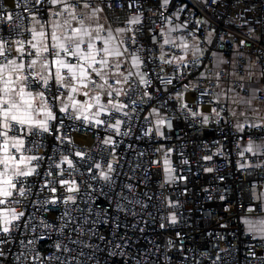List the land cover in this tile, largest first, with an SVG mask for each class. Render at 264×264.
I'll return each instance as SVG.
<instances>
[{
	"label": "built area",
	"instance_id": "2783aa9c",
	"mask_svg": "<svg viewBox=\"0 0 264 264\" xmlns=\"http://www.w3.org/2000/svg\"><path fill=\"white\" fill-rule=\"evenodd\" d=\"M129 2L92 0L104 8L112 29H125L120 41L125 56L141 61L123 87L129 95L109 98L129 107L117 113L109 106L111 115L102 112L85 121L74 118L71 109L60 111L67 88L58 89L51 80L44 87L27 67L33 19L22 0H0V16H13L0 23V38L7 41L0 65L13 58L24 63L20 72L29 77L22 79L24 89L43 92L56 117L48 121L49 133L26 135L27 126L20 125L19 132L10 133L24 139L18 156L40 159L28 165L36 167L32 176L20 178L18 188L25 194L16 191L13 197L19 203L0 205L24 213L8 234L0 233L5 240L0 264H264V239L245 221L248 216L264 219L259 202L264 166L255 167L264 165V155L244 152L249 139L264 141V127L247 124L240 130L228 99L234 91L248 94L256 73V97L264 104V0H169L163 7L162 0H136L131 8ZM48 7L29 4L44 27ZM134 16L139 24L128 23ZM164 39L175 44H163ZM181 41L191 52L183 59ZM21 43L24 52L16 56L12 45ZM196 48L203 54L194 56ZM137 73L149 83H141ZM109 83L115 86L114 79ZM189 109L200 115L193 117ZM161 117L165 124L158 126ZM97 119L105 123L97 125ZM117 119L122 121L119 134L108 126ZM255 124H264V116ZM109 137L114 143L104 145ZM208 156L211 160L204 159ZM64 157L72 160L71 167ZM165 158L170 175L162 163H154ZM109 163L113 171L105 181L100 172H107ZM64 180L75 181L78 191H67L71 185L62 186ZM69 196L75 202L66 203ZM173 215L176 223L170 222Z\"/></svg>",
	"mask_w": 264,
	"mask_h": 264
},
{
	"label": "snow or ice",
	"instance_id": "6c2138e0",
	"mask_svg": "<svg viewBox=\"0 0 264 264\" xmlns=\"http://www.w3.org/2000/svg\"><path fill=\"white\" fill-rule=\"evenodd\" d=\"M136 0H130L128 3V7H134ZM24 5V11L30 12L32 15V19L40 24V21L36 19L34 13H31L29 8V4L31 3V8H36V5L46 4L49 7L46 11H50L52 15L56 17H63V21H51L50 26L52 31L46 33L44 31L37 32L35 29L32 30L33 40H36L37 43H40L41 46L37 47V43H32L29 41V44L32 48L36 49L35 55L40 57L43 53H47L48 56L45 57L40 63V70L42 72H46L47 75H40V79L43 81L44 87H49V81L53 82V86L59 88H68L72 93L80 92V89H88V91H84L81 93L82 96L89 97L93 103H86L83 101L75 100L72 96H68L67 98L72 102L71 107L80 111L83 115L84 111L90 110L93 107L97 108L95 113L96 116H99L102 112L111 115L108 112V105H111L112 109L119 113L123 109L128 108L129 105L127 103H123L121 101L115 99H109L110 97L120 96L123 94L124 96L129 95V91H126L123 88L113 87L112 84L109 83V71L110 66H113V59L116 57H121L123 53L119 48L113 45V41L115 37L113 36L110 30H106L102 24H99L96 20L98 13H102L104 11L103 7H93L92 0H22ZM169 0H162L161 6L168 5ZM215 3V0H213ZM20 6L19 4L17 5ZM105 7L111 8L112 4L107 3ZM53 9H55L53 11ZM89 10L88 12H84V10ZM39 11V9H37ZM80 12L83 15V18L78 19L77 14ZM13 20V16L11 14H5L0 16V23L6 24L7 21ZM72 21H76L78 27L72 26ZM95 23L96 27H92V24ZM129 24H139L140 18L139 16H134L129 19ZM14 27L18 28L19 25H15ZM40 27L43 28L44 25L40 24ZM71 28V32H68V29ZM107 31V36H101V32ZM117 33L125 32L124 28H117ZM163 35V32L160 33ZM49 42H43V41ZM96 41H100V46L97 45ZM7 41H3L0 38V56H5V44ZM173 43L174 41H170L168 39L163 40V44ZM244 41H241L243 44ZM162 47V45H160ZM183 48L187 49L189 45L184 43L182 45ZM17 51L23 53L24 48L21 43V47L17 49ZM202 55V50L196 48L193 55ZM31 55V53H29ZM212 56H216V53H211ZM50 57V59L48 58ZM71 57L72 60L68 58ZM160 59L164 63L171 64V60H164V57H160ZM180 59H183L181 57ZM77 62H72V61ZM133 65L137 68L139 67L141 61L139 57H133ZM38 60L33 59L28 65V68H35ZM186 66V65H185ZM114 67L119 69V63H114ZM25 68L24 63H19L15 60H9L7 64L0 65V74L5 73L6 70H10V72H19ZM132 73L129 72L128 76H131ZM139 75L141 83L148 84L149 81L145 80L144 75L137 73ZM203 75V74H202ZM115 76L123 77V80L115 79V84H128V76H125L123 72L117 71L112 74V78ZM28 76H23L22 79L27 81ZM0 79H3V76L0 75ZM20 78L18 77V80ZM99 81H103L100 83ZM4 87L0 89L4 93V97H0V137L3 138L2 144H0V151L4 153L3 157L0 158V165L3 166V170L0 171V205H6L11 203H19L13 199L14 192L18 191L19 195L23 196L25 194V189L18 188V183H22L20 178L32 176L36 167H29L33 160H39L40 157L32 155V156H21L16 157L9 152V146L15 149L16 152H21L24 147V139L17 135H10L13 132H19L20 129L17 128V125L27 126L25 129L26 135H37L38 133H49L51 130L48 126L49 120H55L56 117L53 112L48 108L47 101L44 100V93L39 92L34 97L31 92H25L24 87H21L19 91H16L13 88H10V85L13 83L11 80V76L9 74L8 79L4 80ZM18 82V81H17ZM171 80H168L167 83H171ZM93 89H99L100 92H93ZM108 89H111L109 91ZM90 92L92 94L90 95ZM101 92L105 97V102L101 103ZM18 97V99L13 98ZM146 96H150L149 93H144ZM37 98H40L42 103L39 108V113H43L45 115L44 120H36L33 116L34 104L33 101ZM53 100L59 99L58 96L53 95ZM135 99H131V104H136ZM247 103H251V101H247ZM184 108H187V105H182ZM69 105L65 104L60 111L68 112ZM191 115L196 117L200 115L198 112H193L189 109ZM212 112H216V109L213 108ZM153 113L159 115L157 109H153ZM125 116L128 115L127 112L123 113ZM219 115V113H217ZM79 119L80 117H74ZM85 121L89 120L87 115L83 116ZM203 120L205 123L208 121V116H203ZM105 122L103 120H95V124L102 125ZM122 121L117 119L115 124H109L110 128L116 130L117 134H119V127ZM157 125L162 126L165 124V119L161 117L157 120ZM250 127H255L260 129L264 127V124H254L250 125ZM240 130H243V125H238ZM58 131V129H57ZM148 134L147 132L145 133ZM162 135V133H160ZM59 139V137H57ZM104 145H111L114 143L111 137L108 139H104L102 141ZM171 151V150H169ZM244 152L250 153L253 156L264 155V141L257 144L255 140L249 139ZM77 156H83V153H76ZM243 155V153H241ZM212 157H204L206 160H211ZM63 162L67 163L69 167L72 166V160L68 157L63 158ZM154 163L160 164L164 166V171L166 174H171L173 171L171 167L170 159L165 158L161 161H154ZM187 163V161H185ZM23 166V167H22ZM264 165L257 164L255 167H261ZM58 168L59 165H56ZM96 168H100L99 164L95 165ZM208 172H211V168L205 169ZM113 171L112 164H108L107 172H100V178L109 181L110 176L109 172ZM48 175H52L51 172ZM61 185H71L67 188V191L74 192L78 191V188L75 186V181H60ZM53 188L51 191H55ZM75 202V197L69 196L67 198V202ZM259 202L262 209H264V190L259 194ZM174 206V205H172ZM249 211H254V208H249ZM24 215L23 212H17L15 208H5L0 209V233L8 234L11 231L10 225L13 224L14 221H18ZM171 223H176V217L173 215L170 219ZM259 226L252 225L249 228V231H256L259 233L261 239H264V219H261L259 222ZM47 227V225H45ZM163 227V225H161ZM5 240L0 239V244L4 243ZM31 243V242H29ZM57 249H59L60 245H56ZM2 255V252H0ZM254 255V254H253Z\"/></svg>",
	"mask_w": 264,
	"mask_h": 264
},
{
	"label": "crops",
	"instance_id": "0c3cea01",
	"mask_svg": "<svg viewBox=\"0 0 264 264\" xmlns=\"http://www.w3.org/2000/svg\"><path fill=\"white\" fill-rule=\"evenodd\" d=\"M93 7H95L93 5ZM55 9H53L54 11ZM89 10L85 9L84 12H88ZM77 17L78 19H81L83 18V15L78 12L77 14ZM56 20H59V21H63V17H56L54 15L51 14L50 12V17H49V20H48V25L47 27H43L41 28L39 24H37L34 20H32V23H31V31L33 29H35L37 32L39 31H44L46 33L52 31V28L50 26V22L51 21H56ZM96 20L99 24H102L104 26V28L106 30H110L113 34V36L115 37V40L113 41V45L117 48L120 49V51L123 53L122 49H121V45H120V41H121V38L126 34V31L123 32V33H117L116 32V29H112L103 13H98L97 17H96ZM72 26L73 27H78V24L76 23V21H72ZM92 27H96V24L93 23L92 24ZM68 32L70 33L71 32V28L68 29ZM107 31H104V32H101V36H104L106 37L107 36ZM33 33H32V36H31V39L30 41L32 43H37L36 40H33ZM43 42H49L47 40L43 41ZM97 45L100 46V41H96ZM185 42L184 41H181L180 42V45L179 47L183 49V52L184 54L183 55H179V58L183 57V58H187L191 55V52H188L187 49L190 50V48L188 47L187 49L183 48L182 45L184 44ZM41 44L40 43H37V47H40ZM13 47V52L16 56L20 55L21 52L17 51V49H19L21 46L20 45H12ZM28 49L30 50V52L32 53V59H37L38 60V63L37 65L35 66V68H32L34 71H35V74L37 75V73H40V75H47L46 72H42L40 70V63L42 62V60L45 58V53H43L40 57H37L35 55V52H36V49L32 48L30 44H28ZM113 59V66H110V68L108 69L109 71V81L112 80V79H120V80H123V77H120V76H115L114 78H112V74L113 73H116L117 71L119 72H123L125 76H128V73L129 72H134L136 71V66L133 65V58H129L127 56H125V54L123 53V55L121 57H116V58H111ZM11 60H15V58L11 59ZM17 62V61H16ZM119 63L120 67L119 69H116L114 67V63ZM18 64V63H17ZM17 73L18 72H10V70H6L5 73L3 74H0L3 76V79H0V89H2L4 87V80L8 79L9 77V74L11 76V80L13 81V83L10 85V88H13L15 89L16 91H19L21 87H23V81H22V75L20 73V76L18 75L17 76ZM18 73V74H19ZM255 76V80L250 83L248 85V94H242L238 91H234L232 92L231 96L229 97L228 96V99H229V105H230V110L232 112V114L236 117V122L238 125H247V124H255V123H258V122H261L263 116H264V104L262 102H260L259 100H257V94H258V91L260 90V84H258L257 82V79L259 78L258 75L256 73H254ZM40 75H37L40 77ZM18 77L20 78L18 80ZM253 79V78H252ZM18 81V82H17ZM100 83H102L103 81H99ZM125 86V84H115L114 87L116 88H123ZM68 92L66 95L64 96H61V98L59 99V104L61 107H63L65 104H68L69 105V109H71L72 113L76 116H84V115H87L89 117V120H94L95 119V113H96V110L94 112H90L88 113L87 111H84L83 112V115L81 114L80 111H76L74 110L72 107H71V101L67 98L69 95L72 96L75 100H78V101H83L85 100L86 98H89V97H85V96H82L81 93L84 92V91H88V89H83L81 88L80 89V92H77V93H72L70 91V89H68ZM109 91L111 89H108ZM25 92H28L24 89ZM93 92H100L101 90L99 89H93L92 90ZM33 96L35 97L37 93H32ZM92 94V92H90V95ZM223 96V95H221ZM0 97H4V93L2 91H0ZM13 98H16L18 99V97H15L13 95ZM90 99V98H89ZM247 101H251V103H247ZM90 102L93 103V101L90 99ZM105 102V97L103 96L102 92H101V103H104ZM41 99L40 98H37L33 101V104H34V109L35 111L33 112V116L36 120H44L46 117L45 115L41 112L39 114H37V112L39 111V108L41 106ZM111 105H108L107 107H109ZM261 143V142H260ZM2 144V143H1ZM259 144V143H257ZM9 152L12 154V155H15L16 157H21V156H18V152L15 151V149L11 148V146H9ZM4 155V153L2 151H0V158H2ZM23 167V166H22ZM3 170V166L0 165V171ZM249 220V221H248ZM261 220V218H255V217H251V216H248L245 218V221H246V225L248 227V229L250 228L248 225L250 223V226L252 225H256L257 227L259 226V221ZM252 233L255 235V236H259V233L256 232V231H252Z\"/></svg>",
	"mask_w": 264,
	"mask_h": 264
},
{
	"label": "rangeland",
	"instance_id": "374dc122",
	"mask_svg": "<svg viewBox=\"0 0 264 264\" xmlns=\"http://www.w3.org/2000/svg\"><path fill=\"white\" fill-rule=\"evenodd\" d=\"M19 73V72H18ZM17 73V76L19 75L20 76V73L18 74ZM22 75V74H21ZM22 79V78H21ZM83 102H86V103H92V102H90V99L89 98H86L85 100H83ZM97 111V108L96 107H93L92 109H90V110H87V112L88 113H90V112H94V111ZM249 221V220H248ZM249 227H250V223H249V225H248Z\"/></svg>",
	"mask_w": 264,
	"mask_h": 264
}]
</instances>
